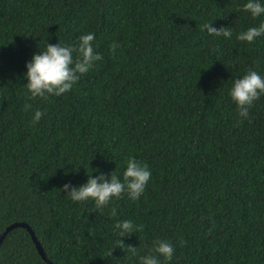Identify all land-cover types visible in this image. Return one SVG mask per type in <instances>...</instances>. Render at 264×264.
Masks as SVG:
<instances>
[{
    "label": "trees",
    "instance_id": "1",
    "mask_svg": "<svg viewBox=\"0 0 264 264\" xmlns=\"http://www.w3.org/2000/svg\"><path fill=\"white\" fill-rule=\"evenodd\" d=\"M246 2L0 0V234L27 223L53 264H139L157 240L175 248L161 264H264V95L242 123L229 95L249 69L264 76V35L236 39L264 23ZM89 32L103 59L70 92L29 99L33 54ZM130 156L152 173L138 200L125 192L96 210L63 190L89 174L122 180ZM124 220L143 231L119 237ZM0 264L47 263L16 226Z\"/></svg>",
    "mask_w": 264,
    "mask_h": 264
},
{
    "label": "clouds",
    "instance_id": "2",
    "mask_svg": "<svg viewBox=\"0 0 264 264\" xmlns=\"http://www.w3.org/2000/svg\"><path fill=\"white\" fill-rule=\"evenodd\" d=\"M242 10L250 13L253 18H257L264 14V4L260 0H247ZM205 29L210 35L217 37L231 38L233 35L227 27L216 28L212 26V23L203 24L201 30ZM262 35H264V23L240 32L236 39L253 43ZM94 40L95 34L89 32L81 35L76 45H62L60 42L47 43L43 52L33 54L32 59L26 64L27 72L25 73L29 99L37 97L47 99L49 96H61L70 92L81 76L88 73L97 61L103 59V56L95 51ZM118 47H120L119 44L113 43L110 45V51L115 54ZM229 95L237 105L240 122L242 123L244 119L250 120V109L254 102L264 95V76L256 70L249 69L242 78L233 82ZM31 108L30 103L24 105L25 111ZM42 115L40 110H36L32 123L39 122ZM151 176L152 173L147 164L139 161L135 156H130L126 160L122 180L114 174L110 176L103 172L97 176L89 174L87 182L83 185L72 186L66 183L63 185V190L73 201L93 200L96 210H101L109 206L114 199L121 198L125 192L131 200H138L144 193ZM110 215L113 217L117 215L115 207L111 208ZM115 228L118 230L119 237L143 231L142 225H136L130 220L117 222ZM123 244L124 241L120 239L117 246L122 247ZM127 251L133 256L137 254L136 247L131 244H128ZM152 252L155 255L140 256L139 264H161L159 259L161 256L165 261H171L175 248L166 240H157L154 242ZM109 255H112V248L109 250Z\"/></svg>",
    "mask_w": 264,
    "mask_h": 264
},
{
    "label": "water",
    "instance_id": "3",
    "mask_svg": "<svg viewBox=\"0 0 264 264\" xmlns=\"http://www.w3.org/2000/svg\"><path fill=\"white\" fill-rule=\"evenodd\" d=\"M16 226L23 227V228H25V229L29 232V234H30V236H31V238H32V241H33L35 247L37 248V250H38L40 256L45 260V262H46L47 264H53V263L47 258L45 252L43 251V249H42V247H41V244L39 243V241L37 240L36 236L34 235V233H33L32 229H31V227H30L27 223H25V222H15V223H13V224H10V225H9L7 228H5V230L0 234V241L2 240V238L5 236V234H6L10 229H12L13 227H16Z\"/></svg>",
    "mask_w": 264,
    "mask_h": 264
}]
</instances>
